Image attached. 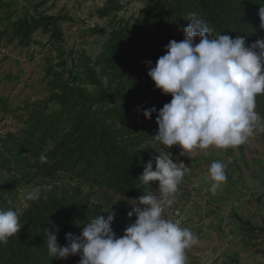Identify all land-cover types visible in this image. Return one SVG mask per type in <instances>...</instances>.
I'll return each instance as SVG.
<instances>
[{
  "label": "trees",
  "instance_id": "obj_1",
  "mask_svg": "<svg viewBox=\"0 0 264 264\" xmlns=\"http://www.w3.org/2000/svg\"><path fill=\"white\" fill-rule=\"evenodd\" d=\"M261 7L264 0H165L134 30L118 27L107 33L94 28L104 38L95 59L81 51L70 66L65 62L46 66L43 82L48 97L26 102L18 116L19 129L0 138V174L10 175L0 180V210L15 211L22 226L17 235L0 243V264H79V255L50 257L47 234L56 232L58 243L65 246L66 233L78 236L85 223L98 215L107 218L109 212L101 205L89 207L79 191L52 190L29 201L21 214L12 201L18 188L55 180L59 174L74 176L120 199L111 208V227L118 237L124 225L136 219L128 217L129 201L145 194L159 195L158 181L145 186L140 180L147 162L152 161L153 170L160 154L175 162L174 146L167 149L155 139L156 115L172 97L156 89L147 75V62L154 66L169 41L184 39L183 29L192 13L212 29L210 38L240 35L251 45L264 38L259 27ZM120 9L108 2L98 14L110 18ZM59 21V17L37 13L21 18L9 15L0 27V44L28 48L40 32L47 39L46 46L62 57L64 32ZM256 98L261 102L264 94ZM0 108L15 113L1 99ZM148 109H155L151 118L143 114ZM242 225L250 240L257 239V231L264 234V228Z\"/></svg>",
  "mask_w": 264,
  "mask_h": 264
},
{
  "label": "clouds",
  "instance_id": "obj_2",
  "mask_svg": "<svg viewBox=\"0 0 264 264\" xmlns=\"http://www.w3.org/2000/svg\"><path fill=\"white\" fill-rule=\"evenodd\" d=\"M258 16L264 30V7ZM188 21L184 39L169 41L154 66L147 62V75L156 89L172 97L156 115L155 139L167 149L179 146L182 156L212 146L236 148L247 142L259 119L255 107L256 96L264 94V38L251 45L240 35L210 38L212 29L195 13ZM153 111L143 114L151 118ZM155 164L153 170L152 161L147 162L140 180L145 186L158 181L159 195L145 194L129 201L132 209L128 217L136 219L123 236L117 237L113 231L114 214L107 211V218L98 215L89 220L78 236L66 233L65 246L58 243L56 232L47 234L50 257L79 255V264H186V250L198 242L197 237L179 221L166 219L163 205L171 203L169 197L177 192L189 168L161 154L155 157ZM209 176L214 194L227 180L225 166L213 162ZM39 197V189H35L26 199L36 201ZM21 228L15 211L0 210V243H6Z\"/></svg>",
  "mask_w": 264,
  "mask_h": 264
},
{
  "label": "rangeland",
  "instance_id": "obj_3",
  "mask_svg": "<svg viewBox=\"0 0 264 264\" xmlns=\"http://www.w3.org/2000/svg\"><path fill=\"white\" fill-rule=\"evenodd\" d=\"M164 1L2 0L0 27L4 26L2 21L9 15L21 18L28 13H37L61 18L58 24L64 32V53L62 57L57 56L46 46L47 39L40 32L33 36V43L28 48L0 44V99L15 111L6 113L0 108V138L19 129L18 116L26 102L48 97L43 82L46 66L62 62L70 66L81 51L95 59L104 38L96 35L94 28L107 33L118 27L134 30L139 28L146 14L160 7ZM108 2H115L121 9L115 16L103 19L98 13ZM255 111L259 119L253 134L236 148L212 146L205 150L195 149L190 156H182L181 148L174 146V161L183 162L189 170L177 192L169 197L171 203H164L163 214L166 219L179 221L182 228H188L197 237L198 242L186 250V264H264V234L257 231V239L250 240L242 225L250 224L257 230L264 228V100L260 102L256 98ZM213 162H221L227 176L226 182L214 194L211 191L213 181L209 176ZM9 177L8 174H0L1 181ZM35 189H39L40 197H45L52 190L79 191L89 207L101 205L105 212L111 211L120 201L74 176L59 174L55 180L37 181L18 188L12 201L19 214L28 208L26 196ZM127 208H132V205ZM134 221L125 224L118 237L123 236L125 228Z\"/></svg>",
  "mask_w": 264,
  "mask_h": 264
},
{
  "label": "built area",
  "instance_id": "obj_4",
  "mask_svg": "<svg viewBox=\"0 0 264 264\" xmlns=\"http://www.w3.org/2000/svg\"><path fill=\"white\" fill-rule=\"evenodd\" d=\"M179 214V212L178 211H176V215H178Z\"/></svg>",
  "mask_w": 264,
  "mask_h": 264
}]
</instances>
